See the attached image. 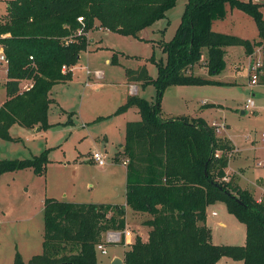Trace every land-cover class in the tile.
I'll return each mask as SVG.
<instances>
[{
    "label": "trees",
    "instance_id": "obj_1",
    "mask_svg": "<svg viewBox=\"0 0 264 264\" xmlns=\"http://www.w3.org/2000/svg\"><path fill=\"white\" fill-rule=\"evenodd\" d=\"M176 2L10 0L0 20V44L9 61L7 99L0 108V138L15 140L9 132L15 124L48 127L49 93L57 83L72 79V69L62 73V67L76 65L86 49V36L79 30L83 25L91 29L99 22L112 32L138 37L166 18ZM228 4L256 20L261 39L256 44L264 42V18L258 3L188 0L176 34L163 45L167 59L157 63L158 77L152 79L146 65L127 70L129 82L154 83L157 98L151 103L130 94L115 112L136 106L142 115L140 121H129L126 126V197L134 211L150 215L144 222L150 227L148 239L137 235L125 252V264H218L223 257L264 264V201H257L233 179H224L235 147L203 118L161 117L167 85L220 84L187 73L201 61L203 48L208 49L210 74L226 66L224 47L243 46L247 53L253 51L256 44L249 39L212 29L215 20L225 18ZM79 17L84 22H79ZM23 80L34 82L24 92ZM218 151L222 154L217 155ZM47 162V151L28 159H4L0 160V173L33 168L42 174ZM218 201L246 225L244 245L212 242L207 209ZM44 219L42 253L25 262L17 252L13 264H98L96 247L104 242L105 234L126 229V205L48 198Z\"/></svg>",
    "mask_w": 264,
    "mask_h": 264
},
{
    "label": "rangeland",
    "instance_id": "obj_2",
    "mask_svg": "<svg viewBox=\"0 0 264 264\" xmlns=\"http://www.w3.org/2000/svg\"><path fill=\"white\" fill-rule=\"evenodd\" d=\"M9 1L0 0V20L7 13ZM187 1L177 0L166 18L141 31L138 37L96 25L87 29L83 25L79 30L86 36V49L80 53L72 79L57 83L49 93L52 102L48 127H39L38 130V127L15 124L9 130L15 140L0 138V160L28 159L44 151L48 157L42 174L35 173L33 168L0 173V264H13L17 252L25 262L42 253L44 203L48 198L66 202L125 203L127 179L123 161L127 157L123 153L126 123L140 121L142 115L136 106L121 113L115 112L126 102L129 94H136L151 103L157 98L154 83H130L127 70L146 65L151 78L158 77L157 63L167 59L163 45L176 34ZM242 1L258 3L264 18V0ZM226 8L225 18L215 20L212 29L258 43L261 39L256 20L237 7L228 4ZM233 47L242 49V46ZM262 48L264 42L256 44L251 53H247L245 48L240 54L224 48L226 66L217 74H210L206 66L208 49L203 48L201 61L187 73L216 80L220 84L167 85L161 99V117L215 120L222 129L221 133L216 126L217 134L242 150H236L230 158H245L244 165L256 166L257 161L264 160V69L262 75H258L251 66L258 60L264 62ZM6 67L0 61V108L4 104L1 101L7 96ZM69 69L72 68L67 66L63 71L62 67V73ZM254 77H257V82L252 84ZM30 82H22V92L33 86L34 82ZM251 97L254 107L246 108ZM95 152L105 157L104 166L93 159ZM221 154V151L217 152V155ZM255 157L259 158L256 162ZM256 167L259 168L258 165ZM249 172L255 173L251 169ZM231 177L237 183L236 177ZM214 209L222 213L218 207ZM137 214L126 206L127 228L132 232V242L127 244L123 237L119 242H111L109 244L113 245H107V254L96 249L98 264H112L111 258L115 253L125 255L137 235L147 239L150 228L140 224L150 215ZM225 221L231 226L236 224L243 230L246 228L234 215ZM231 230L234 235L240 234L239 227ZM224 233L217 239L232 240L228 238L227 229ZM232 241L239 243V240Z\"/></svg>",
    "mask_w": 264,
    "mask_h": 264
},
{
    "label": "crops",
    "instance_id": "obj_3",
    "mask_svg": "<svg viewBox=\"0 0 264 264\" xmlns=\"http://www.w3.org/2000/svg\"><path fill=\"white\" fill-rule=\"evenodd\" d=\"M95 25L99 28H101L99 26V22H96ZM105 30H108V29H105ZM110 31V30H108ZM93 41H94V38H93ZM2 46H0V51L2 52ZM227 51H236L237 53H244V47L242 46V49H236L235 47L233 46H228V47H224ZM107 62H109V60H107ZM2 63H5V62H2ZM6 64V82H7V69H8V64ZM78 64V63H77ZM76 64V65H77ZM75 66H72V71H74V68L76 67ZM235 76H238V75H235ZM25 80H23L22 82H24ZM27 81H30V80H27ZM32 82V81H31ZM30 82V83H31ZM132 83V82H130ZM135 83V82H134ZM22 84V83H21ZM135 85V84H134ZM137 86V85H136ZM138 87V86H137ZM138 91V90H137ZM7 93V91H6ZM130 95V94H129ZM6 99H7V96H6ZM3 100L1 101L2 103L6 101ZM216 105V104H215ZM218 105V104H217ZM216 105V106H217ZM199 114V113H197ZM168 116H172L171 114H168ZM204 118V117H203ZM210 125H213V123L216 121L213 120L212 122H210L209 120H207L206 118H204ZM129 122V121H128ZM127 122V123H128ZM127 123H126V126H127ZM38 127V130H40L39 126ZM37 127H35L34 129H36ZM219 132L222 133V129L220 128ZM125 143H126V130H125ZM233 145V144H232ZM235 147V150H237V152H242V150H240L239 147L233 145ZM124 148H125V145H124ZM125 156V155H124ZM240 157V156H239ZM258 157H255V162ZM128 159V158H126ZM243 161V162H242ZM246 161V159H238L237 157L235 158H230L229 160V164L228 166L226 167L225 169V177L224 178H227L226 180H230L232 177L231 176H235L237 179V184L242 188V189H246V190H249L252 192V194L254 195V197H256V200L261 202V201H264V160H259L257 161V165L259 166V168H257L254 164V167L250 166L249 165H244L243 163ZM247 163V162H246ZM259 163H261V165H259ZM127 164H125V168H126V179H127ZM262 167V168H260ZM249 169H251L252 171H254L255 173L254 174H250L249 172ZM258 170V171H255V170ZM261 169V170H260ZM126 192H127V183H126ZM126 198V201L125 203H117V204H125L126 206L127 205V197ZM97 203H113V204H116L115 202H97ZM129 207V206H128ZM214 207H218L220 212L222 213H219L217 212V210L214 209ZM134 213H138L137 215H143V214H146V216L148 217L147 213H139V212H136L134 211ZM136 215V214H135ZM231 214L229 211H228V208H227V205L222 202V201H218L216 202L215 204L213 205H210L207 209V220H206V224L207 226L211 229V234H212V242L214 244H229V245H244L246 243V240H247V228H245V230H243V228H240V226L236 225V224H232V226L230 224H228L227 221H225V219H230L231 217ZM235 216V215H234ZM236 217V216H235ZM149 218V217H148ZM147 218V219H148ZM237 218V217H236ZM126 219H127V215H126ZM146 219V220H147ZM239 221V220H238ZM241 222V221H240ZM230 223V221H229ZM242 223V222H241ZM244 224V223H243ZM127 225H128V221H127V224H126V228H127ZM140 225H143V226H148L146 225L145 223L141 222ZM245 225V224H244ZM149 227V226H148ZM235 228V229H238L239 227V230H240V234L237 236L236 234L234 235L231 231V228ZM246 227V225H245ZM150 228V227H149ZM228 230L229 231V236L228 238L232 239V240H239V243H236V241H232V240H227V241H220V239H217L221 236V238L225 235L224 231L225 230ZM150 231V230H149ZM232 233V234H231ZM148 237H149V233H148ZM147 237V239H148ZM131 238V237H130ZM146 239V240H147ZM144 239V241H146ZM219 240V241H217ZM129 242H132V238L129 239ZM127 251V250H126ZM125 251V252H126ZM125 254V253H124ZM115 258H121L123 260V263H124V258H125V255L123 256H120L119 254H114L111 258V261L113 262V260ZM218 264H244L243 261L241 260H234L232 258H229V257H223L219 260V263Z\"/></svg>",
    "mask_w": 264,
    "mask_h": 264
},
{
    "label": "built area",
    "instance_id": "obj_4",
    "mask_svg": "<svg viewBox=\"0 0 264 264\" xmlns=\"http://www.w3.org/2000/svg\"><path fill=\"white\" fill-rule=\"evenodd\" d=\"M78 20L80 22H84V18L83 17H79ZM263 52H264V48H262ZM33 57H31L32 59ZM0 61L2 62H5L8 64V58L6 57V55L3 53V51L1 52L0 54ZM66 65L63 66V71H65L66 69ZM264 67V62H262L261 60H258L257 62H255L253 64V66H251V70L253 72H256L258 75L261 74L262 75V68ZM252 84H255L257 82V77H254L252 79ZM26 89H29L26 87ZM246 108H252L254 107V99L251 97L247 100V103H246ZM213 126H217V129L218 131L220 130V127L218 126L217 123H213ZM262 140L264 141V133L262 134ZM93 159L96 161V163L100 166H104L106 164V160H105V157L103 156L102 153L100 152H95L93 154ZM129 162L128 159H125L123 161L124 164H127ZM259 165H261V163H259ZM225 180L227 178H224ZM132 235V232L126 228L125 230L123 231H109L105 234V237H104V242L100 243L97 245L96 249L97 250H100L103 254H107L108 253V250H107V244L108 243H111V242H119L122 237H123V241H125L127 244L129 242V238L131 237Z\"/></svg>",
    "mask_w": 264,
    "mask_h": 264
},
{
    "label": "water",
    "instance_id": "obj_5",
    "mask_svg": "<svg viewBox=\"0 0 264 264\" xmlns=\"http://www.w3.org/2000/svg\"><path fill=\"white\" fill-rule=\"evenodd\" d=\"M244 113V112H243ZM112 264H123V260L121 258H115Z\"/></svg>",
    "mask_w": 264,
    "mask_h": 264
}]
</instances>
